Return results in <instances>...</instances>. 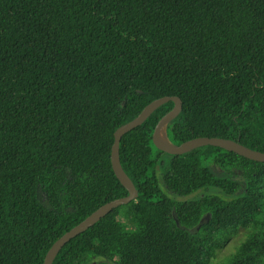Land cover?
I'll use <instances>...</instances> for the list:
<instances>
[{"label": "trees", "instance_id": "trees-1", "mask_svg": "<svg viewBox=\"0 0 264 264\" xmlns=\"http://www.w3.org/2000/svg\"><path fill=\"white\" fill-rule=\"evenodd\" d=\"M177 96L173 144L221 137L264 152V0H0V264L50 245L128 194L114 130ZM167 101L119 141L137 196L65 243L52 264H264V162L205 145L167 154Z\"/></svg>", "mask_w": 264, "mask_h": 264}, {"label": "water", "instance_id": "water-1", "mask_svg": "<svg viewBox=\"0 0 264 264\" xmlns=\"http://www.w3.org/2000/svg\"><path fill=\"white\" fill-rule=\"evenodd\" d=\"M167 101H172L173 105L171 109L167 111L164 115H162L157 121L151 135L152 143L158 150L163 151L167 154H182L197 147L211 145L221 147L227 151L234 152L238 155H241L245 158L254 161L264 162V152L250 149L240 144L238 141L229 138L202 136L188 139L177 145L171 143L166 135V126L169 121L176 117L177 114L180 112L181 100L177 96L167 95L156 98L146 104L134 118L118 126L113 132V142L111 144L110 149V163L115 176L117 177L119 182L126 188L128 194L126 196L115 198L100 205L89 215H87L84 219H82L76 225L64 232L50 245L43 257L42 264H52L58 251L71 238L83 232L88 227L92 226L95 222H97L101 217L106 215L113 208L128 203L137 196V190L134 184L124 172L119 161V141L124 133L140 125L157 107ZM89 264H95V262H91Z\"/></svg>", "mask_w": 264, "mask_h": 264}, {"label": "rangeland", "instance_id": "rangeland-1", "mask_svg": "<svg viewBox=\"0 0 264 264\" xmlns=\"http://www.w3.org/2000/svg\"><path fill=\"white\" fill-rule=\"evenodd\" d=\"M258 218L259 221H264V217ZM254 228L252 225L239 227L236 232L229 234L225 243L215 250L210 264H226L237 251L238 246L249 236Z\"/></svg>", "mask_w": 264, "mask_h": 264}, {"label": "bare ground", "instance_id": "bare-ground-1", "mask_svg": "<svg viewBox=\"0 0 264 264\" xmlns=\"http://www.w3.org/2000/svg\"><path fill=\"white\" fill-rule=\"evenodd\" d=\"M164 138V137H163Z\"/></svg>", "mask_w": 264, "mask_h": 264}]
</instances>
